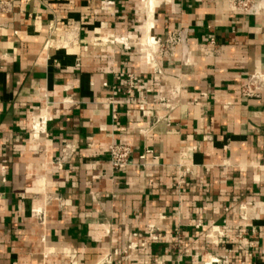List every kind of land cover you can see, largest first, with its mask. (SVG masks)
<instances>
[{
	"label": "crops",
	"instance_id": "obj_1",
	"mask_svg": "<svg viewBox=\"0 0 264 264\" xmlns=\"http://www.w3.org/2000/svg\"><path fill=\"white\" fill-rule=\"evenodd\" d=\"M150 29L160 39L183 31L190 51L185 65L180 49L160 60L159 81L139 49ZM210 37L216 54H199ZM256 72L264 10L234 14L223 0H0V264H264V91L240 93ZM127 73L140 79L131 95ZM170 82L179 88L171 108L152 104ZM118 144L131 150L122 171L109 164ZM245 204L246 221L226 211ZM212 224L223 238H209Z\"/></svg>",
	"mask_w": 264,
	"mask_h": 264
},
{
	"label": "built area",
	"instance_id": "obj_2",
	"mask_svg": "<svg viewBox=\"0 0 264 264\" xmlns=\"http://www.w3.org/2000/svg\"><path fill=\"white\" fill-rule=\"evenodd\" d=\"M223 2L227 5V8L234 14H242L246 16H260L263 14L264 10V0H223ZM153 29V28H152ZM152 29H150V43L144 44L142 41L139 43V49L143 58V61L145 65L153 72V74L156 76L154 78L155 81H159L161 79V69L159 67V61L169 58H174L177 49H180L181 55V63L182 64H188L189 58H183V54L187 53V56H189V49L188 45L185 44V40L183 39V31L181 30H174L170 32L164 39L157 38L151 34ZM149 36V33L147 34ZM143 39V38H142ZM104 43L109 44H115L121 47V49L124 52H129L130 48L128 44L126 43L125 39H107L104 40L102 38V41ZM214 44V39L210 37L207 41V45H198L196 47V51L199 54L203 55H213L216 54L214 51H210L207 47L212 46ZM140 79L137 75L133 73H127L124 76V81L122 85V92L126 95L133 94L135 87L139 84ZM164 91H160V95L153 100L152 104L157 105H164L167 109L171 108L170 103L175 101L179 96V88L172 82L163 84V87H160ZM264 91V74L262 73H254L250 75L243 87L240 90L241 95L252 98V97H258L261 95V93ZM166 94V96H165ZM163 95V97H162ZM41 126V120L38 118H33L31 120V128L30 132L31 135L36 137L40 132ZM151 152L149 150H145L143 154L139 157L140 160H144L145 156L150 154ZM108 156H109V164L111 168L115 171H122L125 168H127L130 163L129 159L131 156V150L126 145H110L108 148ZM155 158V157H154ZM180 178V176H179ZM252 207L248 205H239L234 208H230L226 210L228 213H231L233 216L238 217L241 221H246L247 217L249 216L248 212ZM43 217V215H42ZM149 237L148 240L150 242L158 241L157 236L153 233L155 232L154 226H150L149 228ZM210 233L208 234L209 238H211L213 235H216L220 238H223L225 236V233L221 231L217 226L213 225L211 226ZM244 233H239L238 231H235L232 240L237 241L241 239L243 242V236ZM243 236V237H242ZM248 237V244H250ZM143 244V243H142ZM135 248V246L128 245L126 247V250H132ZM227 258L221 257V258H214L211 257L208 260V264H227Z\"/></svg>",
	"mask_w": 264,
	"mask_h": 264
},
{
	"label": "rangeland",
	"instance_id": "obj_3",
	"mask_svg": "<svg viewBox=\"0 0 264 264\" xmlns=\"http://www.w3.org/2000/svg\"><path fill=\"white\" fill-rule=\"evenodd\" d=\"M143 1L147 2V0H143ZM152 1H153V0H148L149 3L152 2Z\"/></svg>",
	"mask_w": 264,
	"mask_h": 264
}]
</instances>
